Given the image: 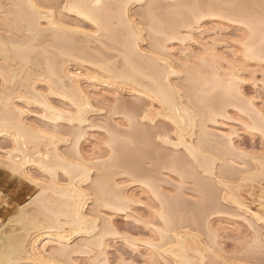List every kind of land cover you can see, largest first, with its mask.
<instances>
[{
	"label": "bare ground",
	"instance_id": "bare-ground-1",
	"mask_svg": "<svg viewBox=\"0 0 264 264\" xmlns=\"http://www.w3.org/2000/svg\"><path fill=\"white\" fill-rule=\"evenodd\" d=\"M8 2L11 0H0V4ZM15 2L27 3L28 0ZM39 2L60 4L62 8L64 3L93 4L96 0H39ZM100 2L131 5L130 11L133 15L142 11L138 7L141 0ZM258 2L259 0H147V3L161 6L154 11L163 21L177 14L174 9L164 7L167 5L187 3L242 5ZM115 11L118 14L120 10ZM235 11L239 12L240 9ZM55 15L57 21L63 23L65 27L47 35H38L35 27L30 29L25 24L22 29L13 31L8 37L4 31L3 19L0 18V84L6 75L17 81L12 94L15 97L11 100L12 107H7L8 98L0 93V118H4L7 113L8 117L15 121L13 135L19 137V150L23 151L27 143V152L36 163H28L25 167L39 170L38 165L43 162L47 167L56 170L55 175L60 183H65L64 162L74 164L75 156L87 158L93 154L94 149L96 158L104 159L101 153L104 140L107 138V130H110L117 141L115 153L119 164L127 165L129 168L144 167V175L138 179L150 182V186L162 193L164 211L174 225L173 230L178 235L182 233L194 250L189 258H197L195 249L199 247L204 258H218L221 264L224 261L233 264L231 254L236 251L237 237L240 239L243 237L239 231L241 224H234L232 221L241 211L239 203L243 201L247 206V202L252 201V198L247 196V191L252 190L253 186L249 184L243 193L236 195L226 185L235 184L237 181L234 178L237 176L244 177L252 172L257 173L254 186L256 200L251 202L250 207L253 212L259 214L261 185L257 161L261 150L247 148L242 142L243 134H247L253 140L256 137L261 140L259 132L253 134L245 129L243 124H237L235 119L225 122L221 118L211 125H204L203 121L195 120L184 123L181 119L183 138L180 148L161 153L152 146L150 136H145V130L141 126L146 122L142 116L148 112L149 128L158 134L171 136V133L176 131L175 125L172 124V118L177 116L174 107L179 106L183 112L187 108L189 96L193 101L204 98L205 89L195 71L192 75H181L177 68L176 74L165 75L163 66L158 67L156 58L161 48L158 43L145 44L149 34L140 25H137L136 35L126 29L117 32L115 28L109 29L106 26L101 36L97 38L84 36V32H95L97 29L75 11H65L62 20L59 11ZM208 26L202 24V27ZM77 27L83 31L79 33L68 31ZM186 34V30L181 32V35ZM213 38V33L207 31L204 33L203 39L209 45ZM169 43L179 47L178 41ZM186 43L189 44L190 51H200L199 46L191 45V41ZM216 47L220 53L232 58L219 41ZM257 65L258 61L248 62V67L255 69L256 83L240 85L245 97L248 99L255 97L252 107L242 103V113L237 114L242 117L244 123L249 124L260 120V90H264V85L259 81L264 77L261 76ZM239 76L242 81L252 79V74L244 71L240 72ZM162 91H167L176 101L172 108L165 107V112L170 117L168 120H164L165 112H160L159 108L155 112L149 111L152 104L145 103L149 96L155 99L156 94ZM182 94L184 102L180 103ZM126 95L129 96V100ZM86 104L88 107H85ZM16 108H24L26 111L21 116L15 112ZM53 108L57 110L56 113L52 112ZM78 110L84 114L83 121H69L60 117L61 113L67 117V113H75ZM234 112L235 109L229 110L230 115ZM243 112L247 115H243ZM126 116L131 117V124L127 122ZM153 121H156L154 128ZM42 133L49 135L44 136ZM53 134L57 138L54 143L51 140ZM6 146L9 149L17 148V142L12 136H0V150H4ZM241 150L248 155H242ZM111 154L112 150H108L107 155ZM41 156H48L50 159L41 161ZM145 158L152 165L151 168L143 165ZM109 171H116V175L105 178L106 192L102 194V198L109 200L114 206H119L125 201L131 203L124 204L125 211L113 213L111 208L98 210L102 216L110 215L114 228L121 233V236H104L103 252L98 243L99 237L93 236L88 230L78 229L74 234L65 233L63 240L61 234L51 232L50 229L33 230L29 221L31 213L27 210L17 222L9 225L8 221L19 215V209L28 204L29 198L33 196L31 195L24 203L18 205L12 216H4L3 212H0V259H4L7 252L22 264H32V261H39L41 258L47 260L55 251L58 253L56 256L58 264L59 262L92 264L93 260L101 256L112 259L113 250H117L116 245L120 243L131 252L132 256L127 258L133 260L134 264L137 260L133 257L135 253L130 247L131 243H136L138 250H141L140 255H137L141 260L144 256H150L154 250L144 251L148 246L135 238L152 239L154 235L159 236V233L154 234L153 229L149 227L153 213L151 207L145 206L153 205L155 198L150 196L143 184H131L116 168ZM89 179L94 181V175L90 174ZM221 179L224 180V184L220 183ZM84 183L88 184V180ZM62 191L58 186L54 187L52 192L46 193L47 198L43 203L60 212L62 203H67L62 195L57 194ZM159 203L155 201L154 206L157 210ZM33 211H39V208L33 206ZM83 211L86 215L92 216L93 202L88 201ZM117 216H121L127 223L142 227L145 234L134 233L124 226L123 228L117 222ZM95 218L93 216V219ZM160 226L162 225H156ZM37 231L41 235H37ZM125 232L130 239L122 238ZM200 236L204 237L203 247L197 243ZM227 238L234 240L233 249L227 247ZM45 243L49 244L47 249L44 248ZM210 246L215 252L214 257L207 252ZM256 254L258 255V252ZM160 255L159 252L156 253L157 258ZM163 255L166 259L174 260V257L168 256L167 253ZM236 260H239V253Z\"/></svg>",
	"mask_w": 264,
	"mask_h": 264
},
{
	"label": "snow or ice",
	"instance_id": "snow-or-ice-1",
	"mask_svg": "<svg viewBox=\"0 0 264 264\" xmlns=\"http://www.w3.org/2000/svg\"><path fill=\"white\" fill-rule=\"evenodd\" d=\"M138 7L141 12L133 15L130 11L131 5L128 4H103L100 0H96L93 4H69L64 3L61 8L60 4L40 3L39 0H28L27 3H18L15 0L11 2L0 4V18L3 19V27L6 35L10 37L13 31L22 29V26L27 24L29 28L35 27L38 35H47L50 32L64 29V24L57 21L56 12L61 13V20L65 11H75L77 15L89 20L97 31L84 32V36L99 38L106 26L111 29L115 28L117 32L126 29L137 34V25H140L149 34L145 44L158 43L161 51L157 54L158 67L163 66L165 75L176 74L175 69H179L181 75H192L193 72L198 76L200 84L205 89L204 98L198 101H193L189 96L187 101V108L181 112L179 106L174 107L177 116L172 118V124L175 125L176 131L171 133V136L158 134L151 130L147 124L149 120L148 112H145L142 119L146 122L141 127L145 130L146 137L151 138L152 146L161 153L171 151L173 148H180L183 138V129L181 119L184 123H191L195 121H203L204 125H211L217 123L219 119L223 121L236 120L237 124H243L245 129L255 134L259 132L261 138V154L257 161L259 165V176L261 189L259 191V214L251 210V202L256 200L255 177L257 173L252 172L249 176H237L234 179L235 184L226 185L234 194L243 193L247 186L251 184L253 189L247 191V196L252 198V201L246 204L241 201L239 203L241 211L235 216L234 224H241L239 229L240 236L237 237L238 244L236 251L231 255L233 257V264H264V92H261V106L259 108V122L251 124L244 123L241 116L237 114L242 113V103H247L252 107V102L255 97L248 99L241 91L240 85L242 83H256L255 69L248 67L249 61H258V70L262 77H264V0H259L258 3H248L242 5H212L202 3H187V4H173L167 5L168 9H174L176 15L170 16L166 21H163L154 11L161 8L160 5L147 3V0H141ZM119 9V13L115 11ZM240 9L239 12L235 11ZM150 22V23H149ZM202 24H208L207 28L202 27ZM160 25V27H157ZM182 25V27H180ZM237 26V27H232ZM187 32L186 35H181V32ZM68 31L82 32L83 29L77 27L75 29H68ZM213 33L211 45L203 39L205 32ZM229 40L231 41L229 43ZM170 41H178L179 47L175 44H170ZM187 41H191V45L199 46L200 51H190ZM223 44L231 55V59L222 53L216 47L217 42ZM176 57H179L177 60ZM193 57L195 62H193ZM248 72L252 74L251 81L241 80L239 73ZM264 85V79L259 81ZM17 81L9 76L3 78L0 84V93L8 98L7 107H12L11 100L15 98L12 94ZM22 98V97H21ZM159 101V103H157ZM183 94L180 98V103H183ZM145 103H151L152 108L149 111L155 112L157 108L160 112H165V107L172 108L176 105L175 97L169 96L167 91H162L156 94L155 99L149 96ZM85 107H88L86 104ZM235 109L233 114H229V110ZM26 109L16 108L15 112L21 116ZM56 109H52L56 113ZM157 115L160 113H156ZM243 115H247L243 112ZM61 118L72 120H84L82 111L75 113L60 114ZM170 117L165 112L164 120ZM127 122L132 123L131 117L126 116ZM156 121L152 122V128L155 127ZM15 121L10 119L5 114L4 118H0V136H12L17 142V148H7L0 150V167L5 169L3 179L0 181V207L15 208L13 200L19 192L16 187L17 182L19 186L23 187L25 183L33 185L36 191L33 196L29 198L28 204L19 209V215L13 217L8 221L9 225L17 222L20 217L27 210L31 213L29 221L33 230L50 229L51 232L61 234H74L78 229L88 230L93 236H98V243L103 252V239L105 235L121 236L113 226L111 216H102V209L111 208L112 212L125 211L124 204L131 203L125 201L119 206H114L109 200L102 198V194L106 192L105 178H111L116 175V171H109V169L116 168L119 172L124 174V178L129 180L131 184L141 183L144 189H147L151 197L155 201H159V209L153 205H145L151 207L153 215L150 217L149 227L153 229L154 234L159 233V236L152 239H143L136 237L142 243L148 246L151 251L150 256H144L142 260L135 261V264H221V261L211 257L204 258L199 247L195 249L196 259L189 258L194 251L190 246L186 237L181 233L177 234L173 230L174 225L170 221L169 215L164 211V197L161 192L157 191L155 187L150 186V182L138 179L144 175V167L129 168L127 165L121 166L116 159L115 147L116 138L112 131L107 130V138L104 140V148L102 155L104 159H98L93 154L89 157L75 156L76 163L69 165L67 161L64 162V179L65 183H60L56 177L55 171L47 167L43 162L38 165L39 170L25 167L28 163H36L32 160L27 152L28 145L25 143V149L19 150V137L13 135V128ZM48 136V133H42ZM224 135L227 136V133ZM56 136L53 134L51 140L56 141ZM230 139V137H229ZM157 141L159 143H157ZM163 145H170V148H164ZM190 148V146H188ZM108 150H112L111 155H107ZM242 155H248L241 150ZM255 159L254 157H250ZM48 156H41V161L49 160ZM143 165L151 168L152 165L148 159L143 160ZM90 174L94 175L95 180L89 179ZM11 178V183L9 179ZM88 180V184L84 181ZM114 182V181H113ZM221 184L224 180L221 179ZM58 186L63 190L60 194L63 200L67 203H62L61 211L56 212L47 204L43 203L46 200V193L52 192L54 187ZM84 189H87L85 191ZM88 201L93 202L94 212L92 216L86 215L83 211ZM33 206H37L39 211H33ZM93 216L96 218L93 219ZM138 223L140 221H137ZM157 224L162 226L156 227ZM183 227V225L181 226ZM247 232V234H245ZM37 235H41L39 231ZM122 238H128L125 232ZM208 239H211L209 233ZM197 243L203 247L205 241L204 237L197 238ZM49 244L45 243L44 248L47 249ZM130 247L135 255H140L136 243H131ZM114 255L112 259H105L103 256L93 260L92 264H134L133 260H129L126 255L121 254L120 251L113 250ZM161 255L157 258L156 253ZM207 252L215 256L213 248H207ZM258 252L259 259H255V254ZM167 253L168 256L174 257V260L166 259L163 255ZM239 253V260H236V255ZM14 255V254H13ZM57 252L49 255L47 260L41 258L39 261H32V264H58L56 256ZM245 257H248L245 259ZM0 264H22L21 261L13 258L12 255L5 254L4 259H0ZM62 264V262H59ZM223 264H228L224 261Z\"/></svg>",
	"mask_w": 264,
	"mask_h": 264
},
{
	"label": "rangeland",
	"instance_id": "rangeland-1",
	"mask_svg": "<svg viewBox=\"0 0 264 264\" xmlns=\"http://www.w3.org/2000/svg\"><path fill=\"white\" fill-rule=\"evenodd\" d=\"M260 91L264 92V90L263 91L260 90ZM250 92H251V89H250ZM261 92H260V96H261ZM126 98H127V100H129V96L126 95ZM242 136H243V139H242L243 140L242 141L243 145H245L247 148H251V147L253 148L254 147L255 150H261V140L259 138L256 137L253 140L247 134H243ZM4 172H5V170L0 168V181H2V179H3ZM8 182L11 183V178L9 179ZM16 187L19 188V192L16 194V198L13 200V203L15 205V209L13 211V208H7L6 209V208L0 207V212L1 213L3 212L4 216H8V217L12 216V214H14L16 212V209H17L18 205L21 204V203H24L29 198V196L33 195V193L36 191V189H35V187L33 185H30V184H27V183H25V185L23 187H20L19 186V182H17ZM116 220L122 227L124 226L125 228L129 229L130 231H132L134 233L135 232H139L141 234L142 233L145 234V231L142 229V227L134 225L133 223H130V222H128V223L125 222V220L121 216H117ZM226 242H227L226 245H227V247L229 249H231V248L233 249L235 247V245H234L235 242H234L233 239L229 238L228 240H226ZM116 249L118 251L122 252L127 257H131L132 256L131 252L127 248H125L122 243L117 244L116 245ZM133 257L136 260H141V258L139 256H137V255H134ZM255 257L258 258L259 254L257 256H255Z\"/></svg>",
	"mask_w": 264,
	"mask_h": 264
}]
</instances>
